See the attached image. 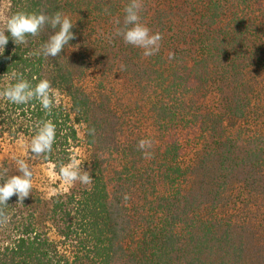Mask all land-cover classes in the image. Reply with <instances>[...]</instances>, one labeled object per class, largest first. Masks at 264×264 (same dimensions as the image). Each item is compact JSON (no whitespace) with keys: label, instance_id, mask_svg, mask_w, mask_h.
<instances>
[{"label":"trees","instance_id":"16d2710c","mask_svg":"<svg viewBox=\"0 0 264 264\" xmlns=\"http://www.w3.org/2000/svg\"><path fill=\"white\" fill-rule=\"evenodd\" d=\"M3 1L7 17L68 15L75 39L55 58L33 54L47 26L9 40L0 88L13 72L47 78L54 107L0 100V142L25 146L51 120V152L25 148L31 170L76 158L93 181L11 197L0 264H264V0H143L163 37L151 57L114 36L128 0ZM147 137L151 159L136 147Z\"/></svg>","mask_w":264,"mask_h":264},{"label":"clouds","instance_id":"9594fccd","mask_svg":"<svg viewBox=\"0 0 264 264\" xmlns=\"http://www.w3.org/2000/svg\"><path fill=\"white\" fill-rule=\"evenodd\" d=\"M143 0H128L123 9V18L115 20L114 36L119 37L125 45L142 50L143 57H151L160 51L162 34L153 32L150 27L142 22ZM47 26L51 34L41 43L33 53L36 56L58 57L69 47V42L75 39L72 31L75 24L68 15L56 11L51 15L37 12L18 11L8 16L0 26V57H3L9 40L14 45H26L28 38L36 37ZM175 54L169 53V59H174ZM10 58V57H9ZM11 80L15 82L0 88V100L11 105H27L33 101L39 103L42 111L50 112L54 107L55 90L47 78H33V83L24 78L23 74L13 72ZM56 125L51 120H42L34 128V135L25 144L27 154L37 158L51 152L56 138ZM153 139L151 137L139 139L137 150L144 159H151L153 152ZM16 173L8 175V168L0 166V224L7 223L8 216L4 208L14 195L19 204L29 197L33 187V172L28 162L20 157L12 158ZM53 167H56L53 165ZM60 181L70 187L76 182L81 185H90L93 178L89 170L82 167V161L69 158L68 163L61 164L56 173ZM129 197L125 195L124 199Z\"/></svg>","mask_w":264,"mask_h":264},{"label":"rangeland","instance_id":"374dc122","mask_svg":"<svg viewBox=\"0 0 264 264\" xmlns=\"http://www.w3.org/2000/svg\"><path fill=\"white\" fill-rule=\"evenodd\" d=\"M8 14V4L3 1L0 3V26L6 20ZM78 154H81L78 152ZM20 157L28 160L26 157L25 146L22 143L12 142L7 140L3 144L0 142V164L5 162L14 163L13 157ZM33 168V189L40 192L42 195L49 197L51 194H55L57 191L66 192L70 187H75L78 189L79 182L68 187L64 185L57 174L54 172L53 167L50 164H42L39 162H32ZM31 164V163H30Z\"/></svg>","mask_w":264,"mask_h":264}]
</instances>
